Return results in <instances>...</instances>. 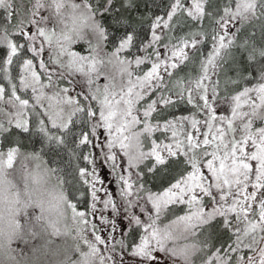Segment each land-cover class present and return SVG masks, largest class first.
I'll list each match as a JSON object with an SVG mask.
<instances>
[{"label":"snow or ice","instance_id":"obj_1","mask_svg":"<svg viewBox=\"0 0 264 264\" xmlns=\"http://www.w3.org/2000/svg\"><path fill=\"white\" fill-rule=\"evenodd\" d=\"M17 2L23 7L24 0H0L6 21L14 12L17 16L15 24L0 25V45L7 46L0 71L11 84L7 94L0 84V168H11L20 151L11 146L15 144L10 138L13 125L24 133L34 127L49 142L64 144L73 117L86 112L92 118L91 129L81 133L79 145L91 147L80 157L88 164L76 169L83 189L77 192L82 197L90 195L92 202L78 210L79 202L68 199V207L95 242L93 250L104 246L100 264H131L126 259L129 247L139 264H196L197 260L199 264H264V126L255 127L257 120L264 124V65L255 85H244L241 75L226 78L221 89V82L213 79L222 68L225 50L234 46L232 26L264 20V0H222L218 18L205 10L211 0H171L167 18H155L144 54L131 58L124 53L136 47L134 33L126 32L113 51H104L110 34L95 17L111 13L113 0H28L31 7L24 15L14 8ZM45 9L49 14L41 15ZM184 13L198 23L207 16L211 32L173 37L177 42L162 44L165 52L161 54L156 48L161 43L157 30L171 33L175 26L170 21ZM50 23L54 27L49 28ZM29 25L34 28L31 33L25 31ZM206 39H211L212 49L199 60V70L183 77L174 75L173 70L178 72L180 66L199 58ZM79 42L86 43L87 54L74 50ZM245 44L249 60L264 59V48L254 42ZM25 49L31 58L17 56ZM13 57H17L15 63L22 62L19 84L11 82L14 78L3 66L13 65ZM148 61L150 69L141 68ZM117 67L119 83L110 70ZM76 73L82 75L81 83L90 93L78 95L95 101L97 109L82 105L77 95L69 94L70 87L60 86ZM100 76L108 82L98 84ZM229 85L234 94L221 95ZM20 88L30 89L31 95H18ZM181 102L193 105V112L157 118ZM217 108H228L230 115H217ZM3 143L10 146L5 150ZM170 162L177 165L173 181L159 191L148 188L143 177L167 168ZM98 165L109 170L106 182L98 175ZM108 185L117 188L119 203ZM179 207L183 214L177 215ZM109 210L111 219L106 214ZM169 214L174 218L165 222ZM116 219L126 222L123 229L118 230ZM216 221L230 233L226 249L223 244L214 249L209 246L210 228ZM132 231L138 236L129 243ZM198 233L205 236L202 244L187 243L198 239ZM243 249L251 255L243 254Z\"/></svg>","mask_w":264,"mask_h":264},{"label":"trees","instance_id":"obj_2","mask_svg":"<svg viewBox=\"0 0 264 264\" xmlns=\"http://www.w3.org/2000/svg\"><path fill=\"white\" fill-rule=\"evenodd\" d=\"M215 2H212L214 6H212L210 9H208V3L205 4V10L207 8L208 13H212L213 15L217 16L219 14H222V12H217L222 6V0H214ZM76 2H80V0H76ZM99 3H103V0H99ZM171 3V0H131V3L129 4L128 0H113V3L110 5L112 8V12L109 14H103L102 12L98 14L95 18L99 20L102 25L105 27L107 32L110 34L109 39L104 44V51L106 53H110L114 50V44L118 39L127 33H134L135 34V44L136 47L130 48L125 50L124 55L131 58L132 56L136 55H142V48L145 45V43L149 40L151 32H152V25L156 17H166V13L170 10L169 5ZM218 5V7H217ZM235 5V2H233V6ZM210 6V5H209ZM31 7V5L28 3V0H24L23 7L20 6L19 2L18 4H14V8L20 9V14L24 15L27 13L28 9ZM216 7V8H215ZM6 16V11L4 9H0V25L4 24H15L17 20V16L14 12L12 15V18L10 21H6L4 18ZM205 19L202 22H196L187 17V14H177V16H174L172 21L173 22H183L186 21L190 23V25H193L196 27V32H199V30H202V25L204 23ZM210 22V21H209ZM51 25V28L54 27V24ZM48 25V27H49ZM210 30L208 32H211L213 25L210 23ZM25 31L27 33H31L34 31V28L29 25ZM193 32V33H196ZM182 36L187 37L188 34H178L175 35L173 31L169 33L168 29H165L163 34L161 35V43H169L170 41L173 43L175 42L173 37ZM13 39L15 41L16 34L13 33ZM20 43H23V40L20 41ZM211 39H206V42L200 46V52H199V58H193V62L189 66H180L179 71L176 72V70H173L174 75H179L183 77L186 73L187 74H195L199 67V60H202L204 56L208 53L209 48L211 46ZM78 48V50H83V46L78 44L75 46ZM7 46L6 45H0V61L4 59V54L6 51ZM29 51L25 49L22 53L18 52L17 56H23V59H29L32 57V54H28ZM47 51L43 54V56L47 57ZM130 54V55H129ZM17 57H13L14 64L13 65H3L5 71L10 74L14 79L11 81L12 83L19 84V74L20 69L22 66V62L15 63ZM148 62H146L144 65H141V67H144L147 65ZM261 65H264V59L259 60H252V71H249L247 73V77L244 82H242L244 85L254 84L257 83V81L260 78L261 73ZM58 67V66H57ZM38 71H41V69H37ZM218 79H220V72L218 75ZM0 84H4L6 86V89L11 88V84L9 83V80L5 79V73L3 71H0ZM68 86L71 87V94L77 95L78 99L81 101L82 105H88L91 104L94 109L98 108V104L95 101L92 100H84L83 96L78 95L79 93L83 92L85 95H89L87 92L83 91V88L80 86V82L77 81L76 78H73L71 75H68V78L60 82V86ZM220 87L223 89L225 87H222L220 84ZM74 88V90H73ZM22 91L20 88L19 91ZM18 91V92H19ZM235 89L229 90L227 88V91L225 93H234ZM20 95L19 93H17ZM175 99V98H174ZM190 112H193V105L186 104V103H177L174 107L170 108L168 111L161 114V116L157 117L158 119L164 120L172 118L173 116L177 117L179 115H185L189 114ZM155 116V114H153ZM31 119V117H30ZM74 123L69 125L70 131L66 133L67 140L64 144H57L56 142H49L46 141V138L43 136V134L39 133L36 128H31L30 133H24L20 129H16L15 126H12L11 136L10 138L15 141L14 145L11 146H18L20 152L23 153H38L41 156L44 157L45 161L48 163L50 167L55 169L56 173L59 175L60 179L64 181L66 184H71L75 187L76 192L74 198H70L73 203H78V209L85 210L88 208L91 204V196L82 197L79 195V192H77V189H82L79 177L77 175L76 169L77 166H85L88 164V161H85L81 159L80 157L83 155H87L89 148L83 147L79 145V140L81 138V133H88L91 129V123L92 118L87 115L86 112L84 113H78L77 116L73 117ZM261 122L257 120L255 122V127L261 126ZM62 133L64 130H60ZM101 135H103V132L101 131ZM156 136L159 134L156 133ZM0 142H2V138H0ZM2 146L6 150L8 146L7 143H3ZM16 163V162H15ZM14 163V164H15ZM77 165V166H74ZM177 170V165L175 162H170L167 166V168H159L155 174L148 173L143 177V180L146 182V186L153 191H159L162 190V188H165L168 186L169 181H173V173ZM98 175L103 181H107L109 178V170L106 165H98ZM103 184H98V187H103ZM86 187V186H84ZM110 188L112 194L114 197H116V202L119 203V193L116 187L112 185H108ZM102 198L103 193H99ZM99 207V205H98ZM108 217L111 219L113 218V213L111 210H109L107 213ZM175 214H183V208L179 207L175 210ZM174 218L172 214H169V216L165 217V222H168L170 219ZM125 221L122 219H116L117 228L123 229L125 227ZM100 235L103 237L104 233L101 232ZM198 239L196 240H189L187 243H203L205 236L201 233H198ZM138 236V233L136 231H132L128 234V241L131 243L132 241L136 240ZM231 243L230 233L228 231L223 230L220 227L219 221L213 222L211 228H210V244L209 246L214 248H219L221 244L225 246V249L227 245ZM104 248V246H103ZM243 254L250 255L251 252L247 249H243ZM129 255L126 256V259L131 261V264H139V259L133 260L130 253L131 248L128 249ZM162 254L160 253V256ZM234 257L236 254H232ZM196 264H199V260H197Z\"/></svg>","mask_w":264,"mask_h":264},{"label":"clouds","instance_id":"obj_3","mask_svg":"<svg viewBox=\"0 0 264 264\" xmlns=\"http://www.w3.org/2000/svg\"><path fill=\"white\" fill-rule=\"evenodd\" d=\"M16 159L0 168V264H100L102 251L68 207L75 187L38 153Z\"/></svg>","mask_w":264,"mask_h":264},{"label":"rangeland","instance_id":"obj_4","mask_svg":"<svg viewBox=\"0 0 264 264\" xmlns=\"http://www.w3.org/2000/svg\"><path fill=\"white\" fill-rule=\"evenodd\" d=\"M212 2H215V1L211 0V2L208 3V7H207L208 9H210L212 6H214ZM16 4H18V2ZM185 6H187V3L185 4ZM217 7H218V5H217ZM234 7H235V5L233 6V8ZM207 8H206V12L208 11ZM48 14H49L48 9H45L41 12V15H48ZM164 18L166 19L167 17H164ZM206 18H207V16H206ZM172 24L175 26V30L173 31V33L175 35L189 34V33H193V32L197 31L195 26L190 25V23H188L186 21H183V22L177 21V22H173ZM49 28H51V25H49ZM210 28H211L210 22H209V19L207 18L202 25V30L209 31ZM164 30H163V32H164ZM231 30L236 33L234 46L230 47L229 49L225 50V52H224L225 58H224V61L222 64V68L220 70V79H218V76L213 77V79H217L221 82L220 84L222 87H225L224 82H225L226 78H228V77L237 78V77L243 75L244 80L242 82H244L246 77H247V73L249 71H252V60H249V58H248V51L246 50L248 45L245 44V41H248L249 44L254 42L257 47L264 48V20H262L260 18H256L253 21H251L247 26H244V27L240 26L239 23L237 22L235 25L232 26ZM199 31H201V29ZM157 35H160V37H161L162 33L159 30H157ZM151 39H152V32H151L149 40L145 43V45H147L149 43V41H151ZM176 42L177 41H175L173 43H176ZM78 44L82 45L84 49L81 51L78 50V48L75 47ZM162 44H165V43H160V44L156 45V48L161 52V54H163L165 52V49L162 47ZM144 46H143L142 51H141L142 53H144ZM73 48H74V50H76L77 52H79L81 54H87L88 53L87 45L84 42H79L76 45H73ZM211 49H212V43H211V46H210L208 52H210ZM149 51H151V49H149ZM185 51H187V49H185ZM28 54H30V52ZM46 54L48 55V52ZM150 64H151V61H148L147 65L144 67H141V68H143L145 70H149ZM191 67H192V65L189 66L190 69H191ZM110 70L112 71L113 75L116 77L115 82L119 83V81H120L119 68L118 67L112 68ZM198 70H199V67H198ZM21 72H22V66L20 69V73ZM69 75H71L73 78H76L77 81L80 82V86L83 88V91L87 92L90 95V93L88 92L87 86L85 84L81 83L83 78H82V75L80 73H76L75 75H72V74H69ZM107 82L108 81H107L106 76H100L97 80V83L100 85L106 84ZM255 84L256 83L249 84L247 86H251V85H255ZM61 87H65V86L61 85ZM5 88H6V86H5ZM227 88L229 90L234 89L231 85L227 86ZM21 89H22V91L20 90L18 93L23 94L24 98H28L31 95L30 89L27 91L23 88H21ZM6 90H7L6 94H7V92H10L9 87ZM69 94L72 95L71 94V87H70V93ZM220 94L226 95L228 93H225L222 91V92H220ZM8 107H10V106H8ZM244 107H245V110H247V106L245 105ZM215 112L217 115H230L228 108H217L215 110ZM185 115H189V114H185ZM180 116H182V115H179L177 117H180ZM200 116L203 117V113H201ZM169 119H171V118H169ZM261 126H264V124H262ZM180 138L183 139V136H181ZM46 141H48V140L46 139ZM15 162H17V159H15L14 163ZM74 166H77V165H74ZM251 190H252L251 188L248 189V191H251ZM78 210H81V209H78ZM143 218L144 217L142 216V219ZM233 218H234V215H233ZM99 247L101 248V251L103 252L104 251L103 245H99ZM156 255L160 256V253H156ZM250 255H251V253H250Z\"/></svg>","mask_w":264,"mask_h":264}]
</instances>
